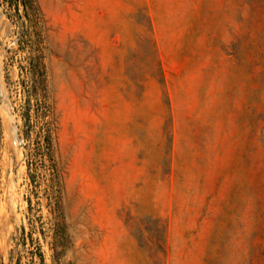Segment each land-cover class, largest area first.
Masks as SVG:
<instances>
[{"label":"rangeland","instance_id":"374dc122","mask_svg":"<svg viewBox=\"0 0 264 264\" xmlns=\"http://www.w3.org/2000/svg\"><path fill=\"white\" fill-rule=\"evenodd\" d=\"M0 264H264V0H0Z\"/></svg>","mask_w":264,"mask_h":264}]
</instances>
